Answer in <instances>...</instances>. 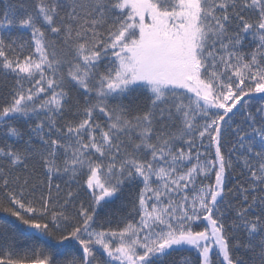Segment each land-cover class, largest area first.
I'll return each mask as SVG.
<instances>
[{"label":"snow or ice","instance_id":"1","mask_svg":"<svg viewBox=\"0 0 264 264\" xmlns=\"http://www.w3.org/2000/svg\"><path fill=\"white\" fill-rule=\"evenodd\" d=\"M0 264H264V0H0Z\"/></svg>","mask_w":264,"mask_h":264}]
</instances>
